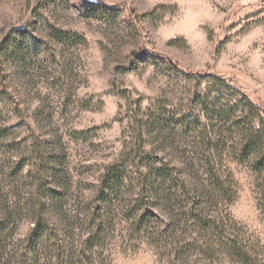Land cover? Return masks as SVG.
<instances>
[{
	"label": "rangeland",
	"instance_id": "obj_1",
	"mask_svg": "<svg viewBox=\"0 0 264 264\" xmlns=\"http://www.w3.org/2000/svg\"><path fill=\"white\" fill-rule=\"evenodd\" d=\"M214 86L232 111L243 112L244 94L264 118V0H0L6 254L34 225L32 199L46 204L51 192H66L70 211L92 201L132 140L135 108L195 105L206 123L199 100ZM228 168L238 190L229 211L264 245L260 181L247 166ZM111 259L164 264L148 246L115 247Z\"/></svg>",
	"mask_w": 264,
	"mask_h": 264
},
{
	"label": "trees",
	"instance_id": "obj_2",
	"mask_svg": "<svg viewBox=\"0 0 264 264\" xmlns=\"http://www.w3.org/2000/svg\"><path fill=\"white\" fill-rule=\"evenodd\" d=\"M210 90L199 100L208 124L195 118V105L135 108L132 140L92 201L70 211L66 192H51L46 204L32 199L34 225L9 255L0 224V263L7 255L6 264H112L115 247L135 254L148 246L164 264H264L263 243L229 211L238 190L228 168L247 166L259 179L264 222V118L246 95L239 115L217 86Z\"/></svg>",
	"mask_w": 264,
	"mask_h": 264
}]
</instances>
